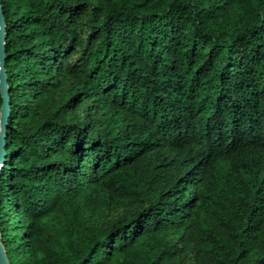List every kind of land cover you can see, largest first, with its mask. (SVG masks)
Returning a JSON list of instances; mask_svg holds the SVG:
<instances>
[{"label":"trees","instance_id":"1","mask_svg":"<svg viewBox=\"0 0 264 264\" xmlns=\"http://www.w3.org/2000/svg\"><path fill=\"white\" fill-rule=\"evenodd\" d=\"M7 264H264V0H0Z\"/></svg>","mask_w":264,"mask_h":264},{"label":"water","instance_id":"2","mask_svg":"<svg viewBox=\"0 0 264 264\" xmlns=\"http://www.w3.org/2000/svg\"><path fill=\"white\" fill-rule=\"evenodd\" d=\"M2 20L0 16V165L3 158V129L5 126V118L7 113V97H6V88H5V78L3 73V56H2ZM0 264H7V261L4 257L1 245H0Z\"/></svg>","mask_w":264,"mask_h":264}]
</instances>
